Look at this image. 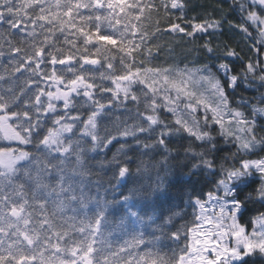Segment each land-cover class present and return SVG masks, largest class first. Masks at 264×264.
Listing matches in <instances>:
<instances>
[{
    "label": "snow or ice",
    "instance_id": "snow-or-ice-1",
    "mask_svg": "<svg viewBox=\"0 0 264 264\" xmlns=\"http://www.w3.org/2000/svg\"><path fill=\"white\" fill-rule=\"evenodd\" d=\"M162 7L165 12L169 7L181 10L183 19L182 0H162ZM233 7L242 19L233 26L248 36H251L249 26L256 27L262 37L258 43L264 44V16L260 14L264 12V0H236ZM146 9L153 10L155 5L142 4L141 0L131 3L129 0H0V23L8 25L6 35L0 34V39L8 46L12 71L30 74L25 87L18 91L9 87L0 93V134L4 139L33 147L31 152L0 147V264H100V259L104 264H113L110 257H119L117 264H140L144 257L137 259L129 249L145 243L143 229L155 225L163 234V229L180 216L170 208L165 215L158 203L169 196L172 182L165 183L158 175L155 185L129 187L127 194L121 192L118 198L101 202L85 192V179L94 175L88 161L95 160L113 142L119 144L110 159L99 162L101 169L111 172L115 183L110 182V187L115 190L126 186L132 178L129 152L141 155L159 152L166 162L171 152L169 144L183 138L182 134L199 142L195 147L190 143L184 148V163L180 167L188 170L182 174L185 183L193 185V192L196 183L211 185L207 192L209 199L203 201L200 196L188 195V205L194 210L198 208L199 214L194 215L192 226L182 225L170 231L168 238L177 244L171 257L166 259L157 254L150 264H264V211L257 210L251 218V231L241 223L251 210L250 205L264 208V156L245 158L257 151L264 153V135L257 134L258 127L264 132V92L259 93L258 100L241 96L236 108L231 107L227 92L241 87L264 89V67L259 61L249 62L240 72L232 74L228 63H220L217 72L223 73V82L209 68L197 69L201 73L199 85H207L216 97L215 107L202 97L196 98L195 91H189V86L196 83L192 72L177 73L178 79H173L168 69L137 67L133 71L134 59L125 64L126 58H132L133 53L152 55L151 48L145 47L146 31L139 43L129 36H136L140 26L135 21L141 20ZM81 10H87V14ZM105 22L107 28L102 32ZM221 23L205 20L194 24L191 32L172 24L169 30L194 37L197 32L220 30ZM12 30L19 34L15 41L6 38L13 35ZM57 32L68 33L63 42L67 49L57 46ZM69 35L73 38L69 39ZM79 37H83L82 49L77 44ZM88 45L93 46L95 53L102 51L100 45L118 48L124 54L120 61L124 73L107 76L100 73L98 81L84 67L101 63L90 58ZM203 47L209 54L213 53L210 41ZM4 55L0 44V57ZM229 57L238 58V53L226 47L223 58ZM105 59L110 61L111 57L105 54ZM48 65L52 66L50 71ZM56 65L64 68L58 71ZM106 67L114 69L111 62ZM106 79L114 87H106L103 83ZM41 81L53 82L55 92L40 87ZM33 84L36 90L28 95L26 88ZM136 84L143 85L139 95L134 88ZM167 91H175V97L165 95ZM105 93L110 95L105 98ZM181 95L196 98V103L185 105L190 118L177 116L174 125L169 126L161 119L159 109L163 107L176 115ZM60 101L62 114H58L55 103ZM129 102L136 106L133 122L117 118L113 131L105 129L101 135V122L122 106L130 112ZM141 105L144 111H140ZM200 105L213 113L212 123L219 126L217 135L225 143H231L234 152L218 155L224 149L218 146L208 117H203L201 125L191 115ZM78 106L87 107L86 118L81 116ZM241 108H247V114ZM49 118L52 126L46 127ZM136 171L140 172L141 168L137 167ZM193 177L197 179L193 181ZM96 186L98 191L99 181ZM93 200L95 207L90 209ZM209 202L213 212L206 215ZM145 208L150 211H144ZM69 212L73 215L69 216ZM114 212L120 215L113 231L123 229L130 239L117 251L97 258L94 253L102 250L94 247L95 238L102 226L107 228L113 223L108 217ZM80 213L82 218L77 220ZM158 219L162 223L157 224ZM206 223L212 227L203 230ZM72 231L86 234L72 240L69 236ZM158 239L153 233V240Z\"/></svg>",
    "mask_w": 264,
    "mask_h": 264
},
{
    "label": "trees",
    "instance_id": "trees-1",
    "mask_svg": "<svg viewBox=\"0 0 264 264\" xmlns=\"http://www.w3.org/2000/svg\"><path fill=\"white\" fill-rule=\"evenodd\" d=\"M19 2V0H18ZM131 3L132 0H129ZM168 2V0H164ZM185 7L183 8V19H181V10L171 9L165 12L162 7V0H141L142 4H153L155 9L145 10L144 15L141 17L140 21H135L140 27L136 33L135 37H132L129 34L130 38L134 42L139 43L140 37L143 32H147V44L145 47H150L152 50L151 57L146 55H141L138 53H133L132 58H126L125 64L129 62L130 59H134L132 64V70L135 71V68L139 67L142 70L146 68H159L162 71L168 69L172 73L173 79H178L177 73L183 74L185 72H192L195 74L196 83L189 86V91H195L197 93L196 98H203L205 102L213 107L216 104V97L212 94L211 90L207 85L201 87L198 83L201 73H197V69H203L205 67L209 68L211 72L218 76L221 81H224L223 73L217 72V66L220 63H228L232 68V74L240 72L244 66L252 62L256 64L257 61L260 62V66L264 67V44L258 43L262 39L259 35V31L254 26H249V32L251 36L246 35L240 31L237 27L233 25H239L242 22L241 16L238 11L233 7L236 0H182ZM87 14V10H81ZM259 11V9H257ZM107 14V13H105ZM264 14V12H261ZM205 20H217L221 21V28L218 31L213 32L209 30L208 33L197 32L194 37H189L183 33L172 32L170 31V25L179 24L181 27L185 28L186 32L192 31V26L197 23H202ZM117 27H120L119 25ZM107 28V23L105 22L102 25V32ZM159 28V31L156 29ZM8 30V25L0 23V34H5ZM87 30V29H86ZM13 35L11 37H6L13 39L14 41L19 38L16 30H12ZM68 35L56 33L55 42L57 46L68 48L67 45H64V36ZM69 39L73 37L68 36ZM83 37H79L77 40L78 46L82 49ZM206 41H210L211 47L213 48V53L209 54L206 49L203 47ZM0 44H3V50L5 55L0 57V76H4L3 80H0V93L6 92L9 87H12L14 90L18 91L19 88L25 87V81L29 78L30 74L24 72L15 73L12 71L13 65L10 64L12 57L8 54V46L5 43L4 39H0ZM102 51L100 53H95L92 45H88V55L90 58H96L100 60L98 65H85V69L90 73L94 74L99 81L100 73H104L105 76L109 74H123L125 71L124 65L120 63L121 57L124 55L119 51L118 48L113 47L112 45H100ZM228 49H234L238 53L237 57H229L224 59V52ZM259 49L257 52L256 49ZM105 54L108 57H111V60L105 59ZM108 62H111L114 65V69H107L106 65ZM42 67H44L42 65ZM51 65L47 66V69L51 70ZM58 71L62 70L64 66L56 65ZM70 75V74H68ZM32 79H39V77H32ZM104 85L106 87H114L110 80H104ZM40 87L45 88V90H53L54 83L51 81H41ZM159 86V85H158ZM134 88L139 95L143 89V85L136 84ZM36 90V85L33 84L26 88L28 95H32ZM229 100L231 102V107L236 108L239 106V100L241 96L252 100L259 97L260 92H264V89L256 90V86L248 90H244L243 87L237 89L235 92L232 89H227ZM165 95H171L175 97V91H167ZM105 98L109 96V93L103 94ZM196 98L185 97L181 95V101L179 102V107L176 115L166 111L163 107L159 109L161 119H163L169 126L174 125V121L177 116L181 118H190V110L185 109L187 103H192L195 105ZM46 100V97H42ZM79 99V98H78ZM57 103L58 114H62V101L55 102ZM163 104V100H161ZM127 108L129 111H126L122 106L119 109H114L111 113L109 119H105L101 122L100 133L104 134L105 129L113 131V124L117 118L121 121L127 120L128 123H132L135 118L136 106L131 102L128 103ZM77 110L80 112L81 116L86 118L88 114L87 107H79ZM246 114L248 112L247 108H241ZM74 110V113L75 114ZM140 111H144L143 105L140 107ZM196 119L200 120L201 125H203V117L206 115L208 117V122L213 129V135L216 136L217 144L219 147L224 149L223 152L218 153L219 156L228 155L229 152H234L235 148L231 143H225L224 139L217 135L219 131V126L212 123L213 113L210 110H206L203 105L197 106V111L191 114ZM132 117L130 119L129 117ZM46 127L52 126L51 118L45 122ZM257 134L264 135V132L260 131V128H257ZM183 138L174 139L170 144L169 148L171 152L167 154V161L165 162L164 157L159 152L150 151L147 155H141L140 152H129L130 162L129 167L132 172V178L128 181L126 186H121L115 190L110 187V182L112 184L115 181L112 179L111 172L106 168L101 169L99 162L105 159H110L112 154L119 147V144L113 142L109 146V149L101 151L98 156L95 153H89V156H96L95 160H89L88 163L92 166V171L94 175L90 178L85 179V192L96 199H100L103 202L104 199L111 201L113 197H119L121 192L127 194V188L129 187H141L148 185H155L157 182V176L164 179L165 183L169 181L172 182V187L169 193V196L158 202L160 206L165 210V215H168L167 209H171L173 212L180 213V216L175 218L172 225L165 227L163 229V234L161 231L156 230L155 225L143 229L145 232V243L139 245L136 248L129 249L136 255V258L144 257L143 260H140V264H150V260L155 258L158 254L161 257L169 258L172 255V251L177 248L171 239H169L170 231H174L176 228L184 226H192L194 222V215L198 214V208L193 209L188 205V195H197L201 199H206L207 192L211 189V185L205 184L203 182L196 183L194 185L195 191L193 192V185L185 183V178L182 175L187 173V169H182L180 165L184 163L183 151L190 143L195 147L196 143L193 142L192 138H188L187 134H182ZM143 139V137H142ZM131 142V138H129ZM14 148H23L26 151H33L32 145H23L17 142H9L3 138V135L0 134V147H11ZM199 150V149H197ZM180 153L177 158L176 154ZM258 156H264V153L257 151V153L245 157L249 159H256ZM137 167L141 168L140 172H137ZM197 178L193 177V181ZM97 181H99L101 187L97 191ZM259 183V178L257 177V184ZM242 198V197H241ZM95 207V200L89 205V208ZM251 209L248 211L244 219L241 221L242 224L246 225L248 228H251V218L257 214V210L264 211V208H261L259 204L250 205ZM144 211H150V208H145ZM110 212H113L110 208ZM143 214V212H142ZM157 216L159 212L156 213ZM69 216L73 215L71 212L68 213ZM82 213L79 214L77 220L82 218ZM91 215V212H89ZM120 215L119 212H114L109 215L108 219L110 225L105 228L102 226L101 232L96 236V243L94 247L101 249L102 251L94 253L97 258H101L105 255H109L112 251H117L119 246L123 244L125 240L130 239V236L123 229L115 230L114 222ZM157 224L162 223L159 219L156 221ZM153 233L156 237H159L158 240H153ZM86 234V233H85ZM78 231H72L69 233V236L72 240H79L83 238V235ZM68 239V238H66ZM183 238L181 240V246L183 245ZM124 255V254H121ZM110 260L113 261V264H117L119 257H110ZM100 264H104L103 260L100 259Z\"/></svg>",
    "mask_w": 264,
    "mask_h": 264
},
{
    "label": "rangeland",
    "instance_id": "rangeland-1",
    "mask_svg": "<svg viewBox=\"0 0 264 264\" xmlns=\"http://www.w3.org/2000/svg\"><path fill=\"white\" fill-rule=\"evenodd\" d=\"M261 14V13H260ZM262 16H264V14H261ZM263 59H264V53H263ZM55 85V84H54ZM61 88H63V85H60ZM56 89V85L54 86V89L52 90L53 92H55ZM7 140V139H6ZM9 142H17L14 140H8ZM4 148H8V147H4ZM10 148L14 149V150H24L23 148H14V146H11ZM26 151V150H25ZM208 197L206 199H202L203 201H208ZM206 208L208 209L206 215H211L213 212V208L211 206V203L209 202L208 204H206ZM200 210L198 209V214H199ZM246 226V225H245ZM212 226L210 224H204L203 225V230H208L210 229ZM247 227V226H246ZM248 228V227H247ZM249 231H251V228H248ZM227 239V238H226Z\"/></svg>",
    "mask_w": 264,
    "mask_h": 264
}]
</instances>
